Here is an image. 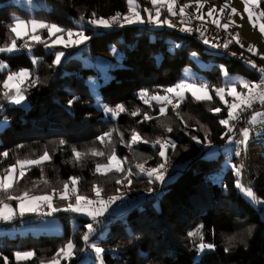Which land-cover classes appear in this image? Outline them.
Listing matches in <instances>:
<instances>
[{"label":"trees","instance_id":"16d2710c","mask_svg":"<svg viewBox=\"0 0 264 264\" xmlns=\"http://www.w3.org/2000/svg\"><path fill=\"white\" fill-rule=\"evenodd\" d=\"M11 1L0 0V47L15 38L21 50L15 54L0 52V63L8 65V70L0 71V90L8 73L22 69L31 70V80L38 78L39 82L24 90L29 108L6 106L0 115V121L7 122L0 132V174L16 159H37L45 151L51 157L40 166H30L15 184L12 194L21 195L25 191L30 196L60 193L65 182L71 185V177L79 178V193L90 197L95 195L94 185L103 189V197L116 195L127 185L133 196L145 193L146 202L130 211L125 223H118L112 217L108 225L90 234L89 242H98L105 250L104 264H264V203L256 207L247 200L236 187L233 168L225 166L227 161L235 164L238 158H235L234 148L231 159L224 152L232 145L229 136L223 135L227 128L219 123L227 118V107L215 94V89L222 87V74L206 71L212 95L208 101H197L192 94L186 93L179 108H173L166 102L161 105L154 100L146 104L139 95L142 90H147L149 97L169 95L164 89L180 83L183 71L195 67L191 60L193 55L223 64L230 74H239L252 81L260 77L248 73L243 63L225 59L220 51L218 56L206 53L200 33H183L170 27L163 23L166 14L162 23L153 28L145 23L101 31L88 23L93 12L97 18L104 19H110L117 12L126 15L127 0H41V8L37 10L22 8ZM179 1L195 3V0ZM138 2L143 9L152 8L149 0ZM206 2L229 5L231 0ZM261 11H264V1ZM14 17L54 23L73 32L83 31L89 39L76 50L54 46L53 42L62 34L50 37L46 29L36 34L44 43L31 40L32 36L18 39L9 29ZM144 17L147 21L145 11ZM80 22L84 24L82 27ZM63 35L67 37L66 33ZM113 45L123 54L122 66L108 70V80L101 86L100 94L107 107L125 106L127 111L116 118L95 106L87 83L91 77L100 78V71L85 66L76 56L89 46L90 50L83 52L84 58L95 62L99 58L98 64L102 65L108 62L102 56L109 54ZM230 48L248 53L237 45H230ZM58 52H67V56L57 65L54 61ZM161 106L166 107L163 116L159 111ZM216 108L221 112L216 113ZM136 109H140V113L132 116L130 113ZM145 113L152 119L145 120ZM164 125L172 131H166ZM133 130L148 143L130 144ZM108 132H112V143H101L98 137ZM193 137L203 142L197 143ZM157 139L170 140L176 145L175 150L168 148L166 167L171 166V174L164 172L163 183L154 181V177L149 178L136 167L144 164L146 168H153L164 162L159 156V145L154 146ZM61 140L66 143L61 145ZM73 148L87 155L76 161ZM91 149L102 151L105 156H93ZM113 149L124 162L125 171L107 175L97 173L96 165L107 163ZM3 152H8L9 156L3 157ZM256 165L259 175L254 192L264 202V154ZM128 169L132 170L130 177ZM178 169L181 172L169 181ZM117 179L124 183L117 184ZM128 180H131L130 185ZM0 199L10 202L4 194H0ZM37 216H26L24 220ZM54 216L64 224L63 235L30 237L23 243L14 239L2 243L0 238V264H4V257H8V264H40L41 260L48 263L69 241L75 244L74 253L78 256L72 264L85 258L89 242L86 244L82 238L91 220L79 218L80 225L73 231L71 215L55 213ZM201 225L204 241L214 244V250L199 252V240L188 235ZM230 238H233L231 243ZM18 251H33L35 256L17 261L14 253Z\"/></svg>","mask_w":264,"mask_h":264},{"label":"snow or ice","instance_id":"6c2138e0","mask_svg":"<svg viewBox=\"0 0 264 264\" xmlns=\"http://www.w3.org/2000/svg\"><path fill=\"white\" fill-rule=\"evenodd\" d=\"M195 2L198 5L197 10H199V7H202L203 4L201 3V0H195ZM242 2L245 5L244 11L245 13H247L249 22L253 24V27H256L257 26L256 21L264 18V11H261L257 15V13L253 11V6L259 8L261 0H242ZM150 3L153 5V7L156 8L155 19L153 18L151 11L145 9V11H148L147 22L157 25L162 23L159 19L161 15L160 9L162 7L166 6L167 11L172 16L180 15L184 17L187 15L185 9L190 6V4H185L181 6L179 12L177 13V11H175V5L177 4V0H150ZM127 7H128L127 15H122L121 13L117 12L110 19H104L102 17L97 18L96 13L93 12L92 13L93 18L90 19L88 23L97 27H104V28H110L115 23H120L121 26H123L124 23L129 25L136 23H141V24L145 23V20L141 17L140 5L138 3V0H127ZM228 7L229 5L225 4L223 7L220 8L219 10L220 13L223 14L225 9ZM215 11H216L215 7L210 9L209 12L207 13L208 16H212V14ZM231 13L237 14V9L232 8ZM254 17L255 20L253 19ZM196 18L201 20L203 19L202 16H197ZM241 18H243V16H241ZM81 19H83V17H81ZM212 22L217 26H220L219 20H213ZM163 23H167L170 27L172 26L170 21L165 20L163 21ZM232 23H234V21ZM29 26L33 31H35L36 29H46L50 37L56 36L57 33H61L62 35L57 36V39L53 43L63 44L65 47H68L69 45H78L84 43L89 39V37L86 36L83 31L73 32L72 30L63 29L57 24L46 23L36 19L24 20L19 17H14V24L10 25L9 29L12 33H15V36L17 38H22L19 29L27 28ZM228 27H229L228 24L223 25V28L225 30H227ZM182 31H191V29L185 27L182 29ZM259 31L261 32V34H264V22L259 23ZM65 33L68 37L67 41H65L64 39L63 34ZM201 34L203 35V33ZM73 37H75V39ZM31 39L36 42L44 43V41H42L41 37L38 35H33ZM233 40L237 44H240L239 34L233 36ZM205 43H208V41L205 40ZM230 43H232V40L223 44L222 47L228 48ZM218 46L220 45H213V47H218ZM240 46L244 47L242 44H240ZM25 47H27V44H25ZM15 50H17V41L15 38L10 41V44L0 47V52L11 53ZM247 50L249 52H252L254 55L258 54V49H256L254 45H250ZM233 54L235 55V53ZM63 55H64L63 52L56 54L54 63L58 65ZM261 59H264V56H262ZM252 66L254 68L256 67L254 63H252ZM6 68H7L6 64L0 63V71H4ZM259 71L260 73L264 74V67L259 68ZM225 75H227L226 71H225ZM29 80H31V76L27 70L8 73L6 79L2 82V87L5 90L3 93L5 99L13 104H22L26 100L23 86ZM38 82H39L38 78L35 80H31L29 86H33ZM237 86L241 87L242 89H245L246 91H237ZM164 91L165 93L172 95L171 96L152 95L149 97V93L147 92V90H142L139 95L140 98L144 100L146 104L150 105V102L154 100L157 103H160L161 105H164L166 102L168 105H172L173 108H179V102L185 98L184 97L185 92H190L197 101H201V100L208 101L212 99V96L209 93V86L206 83L196 85L194 83L181 81L180 83H177L173 87L164 89ZM225 92H226L225 87H220L215 89L216 96H218L220 101L224 102L225 105L227 106V118L221 119L219 121L221 125L227 128V132L223 134L224 136L234 131L233 127L230 125V121L239 120L241 118V113L247 109L253 108V105L256 103L264 105V75L261 76L259 82H251L241 78L239 80L230 83L227 86V95L233 98L232 102H228L227 100H225ZM173 99H177L178 102L174 104ZM69 103L71 104L73 103V101H69ZM104 107L106 112L111 113L115 117H118L120 113L127 111V109L123 104L117 105L116 108H110L107 106ZM159 111L162 116L165 115L166 107L161 106ZM214 111L216 113H219L221 112V109L216 108L214 109ZM139 113H140V109H136L135 111H132L130 114L132 116H136ZM177 115H179V113H177ZM144 119L150 120L152 119V117H150L147 113H145ZM258 120H264V112H256L255 114L252 115L251 117L252 124H256ZM164 127L166 128V131L168 132L172 131L171 127H168L166 125H164ZM242 135H243V140L241 141V143L244 144L246 147L248 138L250 136L249 130L245 129ZM111 137H112V132H108L98 137V139L100 140L101 143L107 142L108 144H111L112 143ZM193 139L196 140L197 143L203 142L196 137H193ZM205 139H207V137H205ZM139 142L148 143L147 140H143V138L140 136L138 132L133 130L130 144H136ZM65 143L66 142L63 140L60 141L61 145ZM155 145H159L160 147L159 156L163 159L164 162L160 163L158 166L153 168H146L144 164H137L136 167L140 170L141 173L146 174L149 178L154 177L156 181L163 183L165 180L164 172L166 170L168 148L170 146L173 150H175L176 145L171 141L168 140L161 141L160 139H157L155 141L154 146ZM72 152L74 159L76 161H80L82 157L87 155V153L80 152L76 148H73ZM90 153L93 156H100V157L105 156L104 152L98 151L97 149H91ZM235 154L239 156L240 152L237 151ZM2 155L3 157L7 158L9 156V153L3 152ZM50 159L51 157L49 156V153L47 151H45L37 159H16L12 165H10L8 168L5 169L4 173L0 174V194H4L8 201L11 200L18 201L19 209H20L19 214L21 216L24 215L26 211H36L37 206L41 202L46 203L49 207H52L51 195L30 196L27 191L23 192L21 195L12 194V189L15 187V184L18 182L19 179L25 176L26 170L30 166H40L44 161ZM121 163L122 161L117 157L115 150L113 149L111 154L108 155L107 157V163H103V164L98 163L96 165L95 171L101 175H107L113 171L124 172L125 169L121 167ZM232 168L234 169L237 177H240L242 175L243 165L240 166L232 165ZM17 169L19 170L18 172ZM127 175L129 177L132 175L131 169L127 170ZM125 179H127V177ZM43 182L45 184L48 183L47 180H44ZM70 182L73 185L71 194L75 196V203L74 204L69 203L67 208L64 210L65 211L71 210L73 212L85 213L86 215L90 216L94 221H96L98 217L103 216L106 212H108V209L111 207L112 204H115L118 200L124 198L122 195H112L105 199L101 195L103 189L99 186L94 185L93 191L95 193L96 199H90L84 195L77 194L78 189H76L75 185L79 183V178L71 177ZM116 183L123 184L124 180L117 179ZM128 184L129 185L131 184V180H128ZM236 187L252 201H255L257 203H264L256 197L251 187L244 186L239 180L236 183ZM60 199L62 200L69 199L68 182H65L63 185V191L61 192ZM0 206H2L0 207V220L10 221L13 218L15 210L11 207L10 204L5 203L3 199H0ZM52 210L58 211L60 209L53 208ZM86 228H87V233L83 236L82 239L87 244L89 242L90 234L93 233L94 231V227L93 224L89 223L86 225ZM202 230H203V225L199 226L195 231L189 232L188 235L192 237L194 240L195 239L199 240V243L197 245L199 252H204L205 250H214L215 249L214 244L206 243L204 241V235ZM231 239L233 238L229 239V243H231ZM75 247H76L75 244L69 241L64 247L59 249V251L55 254L54 257L51 258V260L48 261V264H59V260L61 258L63 259L71 258L72 255L74 254ZM90 247L93 249L97 257L100 258V264H103V253L105 250L102 247H99L96 243L90 244ZM14 255L16 260L20 261L34 257L35 253L33 251H27V252L18 251L15 252ZM4 264H8V257H4ZM40 264H45V261L41 260Z\"/></svg>","mask_w":264,"mask_h":264},{"label":"rangeland","instance_id":"374dc122","mask_svg":"<svg viewBox=\"0 0 264 264\" xmlns=\"http://www.w3.org/2000/svg\"><path fill=\"white\" fill-rule=\"evenodd\" d=\"M40 1L41 0H12L11 3L18 5V6H21L22 8L29 9V10H37L38 8H41ZM262 1H264V0H261V3H262ZM201 3L203 4V6L199 7V10H197L198 5L196 4V6L192 7V9H189V8L185 9L187 16L182 17V16L175 15V17H173V20H174L175 27H177L176 26L177 24L178 25L184 24L186 22V20H189L190 24L191 23L193 24V26L195 27L197 32L203 33V35L201 34V36H202L201 40L207 48L206 53L212 54L214 56L220 55L219 48L222 47L223 44L227 43L230 40H232V43H230V44L237 45V43L233 40V36H235L236 34H239L240 44H244L246 46L254 45L257 49H260L262 52H264V34H261V32L259 31V23L264 22V18L256 21L257 26L253 27V24L249 22L247 13H245V11H244L245 5L242 2V0H232L231 3H229V7L225 9L223 14H221L219 10L224 5H212L209 2H204V1ZM261 3H260L259 8L253 6V11L255 13H257V15L261 12ZM151 6H152V8L145 7L143 9V7L140 5L141 17L144 20H145V17H144L145 9H148L149 11H151L153 18L155 19L156 8L153 7L152 4H151ZM213 7L216 8V11L212 14V16H208L207 13ZM232 8L237 9V14L231 13ZM179 9L180 8L178 5V0H177V4L175 5V11H177V13H178ZM160 11H161V15H160L159 19L162 22L161 19H162L163 15L165 16L166 11H167L166 6L162 7L160 9ZM145 12L147 13V21H148V11H145ZM191 12H193V13H191ZM192 14H193V17L190 18V15H192ZM166 15H168L166 20L170 21V23H172V19H171L172 15L168 11H167ZM197 16H202L203 19L202 20L197 19L196 18ZM241 16H243V18H241ZM253 19L255 20V17ZM213 20H219L220 26H217L216 24H214L212 22ZM147 21L145 20V23H149ZM233 21H234V23H232ZM82 23L83 22L79 23V25L81 27L84 25ZM145 23H142V24H145ZM115 24H117L118 26L121 25L120 23H115ZM124 24H126V23H124ZM142 24L136 23V24H133V26H142ZM224 24L229 25L227 30H225L223 28ZM113 26H114V24H113ZM98 29L101 31H106L109 28L98 27ZM40 30L41 29H36L35 31H33L30 26L27 28H21V29H19V31L21 32L22 38H18V39H23L26 36L36 35L37 32ZM73 38L75 39V37H73ZM64 39H65V41H67L68 37H66V38L64 37ZM205 40H207L208 43H205ZM222 42H223V44H222ZM53 45L65 47L63 44H54L53 43ZM79 45L80 44L69 45L68 47H65V48L67 50H76V48ZM213 45H220V46L213 47ZM239 45H237V46H239ZM222 48H224V47H222ZM222 48L220 49V51L223 50ZM224 49L230 51L231 53H235V54L242 53L239 51H234L233 49L230 48V46L228 48H224ZM20 50L21 49L17 46V50H15L11 53H8V52H6V53L7 54H15V53L19 52ZM85 50H87V51L90 50L89 46H86L85 48H83V50L76 53V56L79 57L83 61L85 66L94 68L96 71H98V70L100 71V73H101L100 78L91 77V78L87 79V83H88V85L92 91V94L95 98V106L99 109L105 110V107H104L105 105L102 102V97L100 94V88L108 80V79H106L107 75L109 73L108 70L110 68H118V67L122 66L123 54L118 50V48L115 45H113L110 47V53L107 54L106 56H102L108 62H106V63L102 62V65H99L98 64V62H100L99 58H96L97 59L96 62L92 59L84 58L83 52ZM58 53H60V52H58ZM63 54L64 55L61 57V61L64 60V58L67 56V52H63ZM243 54H247L250 57L254 58V56L250 53H243ZM191 60L194 62L195 67H190V68L185 69L183 71L181 81H186L188 83L197 84L198 81H200L199 79H201L204 81V83L209 85L210 82H209V78L207 77L206 71L214 70L215 72H220L222 74V78H223L222 79V87L226 88L225 100H227L228 102H232L233 98L227 95V86L230 83L241 79L243 76H241L239 74H230L229 72H227V70L223 64L215 63L214 61H205L201 57H198L196 55H193L191 57ZM257 60L264 62V59H261V58H257ZM2 64H6V63L3 62ZM6 70H8V65L4 71H6ZM22 70H27L30 73V76L32 79L33 73L31 72V70H28V69H22ZM22 70H19V71H22ZM19 71H16V72H19ZM225 71L227 72V75H225ZM30 81L31 80H29L28 82L25 83V85L23 86L24 90L26 89V87L29 86ZM238 87L239 86H237V89H238ZM4 91L5 90L3 88L0 90V115L2 114V112L6 106L20 107V108H24V109H27L30 107V103H29V100L27 98L25 91H24V94L26 96V100L22 104H13V103L9 102L8 100H6L4 95H3ZM186 93H190V92H185V94ZM209 93H210V91H209ZM185 94H184V96H185ZM171 95L172 94H169V96H171ZM210 95H211V93H210ZM177 102H178L177 99H173V103H177ZM222 103L225 105L224 102H222ZM261 112H264V111H261ZM106 113L109 115H112L111 113H108V112H106ZM114 118H116V117L114 116ZM6 125H7L6 120L0 121V132L5 128ZM261 125H263V127H264V120H258L256 124L251 123V126L248 129L250 132V136L248 138L247 146H246V151L248 154L247 165H246V167H243L242 175L240 177H237L235 174L237 181L239 180L246 187H251L253 191H254V184L258 180L259 168L257 167L256 164H254V160L251 158V157H254L255 155L254 156L250 155L248 153V149L252 146H254V149H257V150H261V149L263 150L264 149V136L261 135L259 137L260 139L258 140L259 141L258 144L254 145V143H253L255 141V138H253V135L259 134L260 130H262V128H263V127H261V128L259 127ZM263 131H264V129H263ZM231 148H232L231 146H227L224 150L225 154L228 155L227 156L228 159H231V157H232V155L230 154L231 150H232ZM262 154H264V151L262 152ZM226 165H229L232 168V165H234V164L227 161V163H225V166ZM121 167L124 168V162L123 161L121 163ZM170 169L171 168L166 167L165 171L170 172L171 171ZM18 171L19 170L17 169V172ZM178 171L179 172L177 174L173 175L169 181H173L176 178V176L181 172V169H178ZM234 173H235V171H234ZM170 174H171V172H170ZM164 175H165V173H164ZM154 181H156V180L154 179ZM157 182L159 183V181H157ZM75 187H76V189H78L77 194L81 195L79 193L78 184L75 185ZM72 188H73V185L71 184L69 186V199L68 200L60 199L61 192L60 193H53V194H46V195L52 196V207H49L46 203L41 202L37 206L36 211H26L24 213V215H22V216L19 214L20 209H19L18 201L11 200L10 202H6V203L11 205V207L15 210V212H14L13 218L10 221H4L5 225L0 228V238H1L2 243H6L8 240H13V239L17 240L19 243H23L27 240V238H30V237H38V236H42V235H58V236L63 235L65 233L64 224L60 220V218H58L57 216H54L55 213H65V214L71 215L73 217L71 219V227H72L73 231L77 230V228L80 225L79 218L91 220V222H92L93 219L90 216L86 215L85 213L73 212L71 210H68V211L64 210L67 208L69 203H72V204L75 203V196L71 194ZM151 191H152V189L150 190V192ZM241 194L256 207H259L263 204V203H257L255 201H252L242 192H241ZM116 195H122L124 198L121 200H118L115 204H112L111 207L108 209V212H106L105 214L113 217L115 220L118 221V223H125L127 221V215L130 213V211L141 207L146 202V198H147V195L145 193L139 194L136 196L131 195V191L128 189V185L125 186L123 191L119 192ZM35 196H41V195H35ZM84 196H86V195H84ZM86 197H88L90 199H96L95 195H94V197H90V196H86ZM104 198L106 199L107 197H104ZM12 201H15V203H13ZM0 207H2V206H0ZM53 208H57L60 210L53 211L52 210ZM40 214H42V215H40ZM33 215H38V216L32 218ZM26 216H32V217L24 220V218ZM18 220L20 221L19 223L13 224L14 221H18ZM107 232H108V230L105 231V235ZM92 243H96L99 247H101L98 242H92ZM92 243L89 242V244L86 246V248H87L86 249V257L83 258L81 261H79L77 264H100V258L97 257V255L95 254L93 249L90 247V244H92ZM77 257L78 256L74 253L72 255V257L69 259L61 258L59 260V264H62L64 261L67 264H72V260L77 258ZM30 259H33V257ZM45 264H48V263H45ZM103 264H104V262H103Z\"/></svg>","mask_w":264,"mask_h":264},{"label":"built area","instance_id":"2783aa9c","mask_svg":"<svg viewBox=\"0 0 264 264\" xmlns=\"http://www.w3.org/2000/svg\"><path fill=\"white\" fill-rule=\"evenodd\" d=\"M146 26L148 28H153L156 26V24L146 23ZM220 52L225 59H233L235 61L237 60L238 62L243 63L246 71L250 73L251 75L256 76V77H261L262 75H264L260 73L259 71V68L264 67V62H261L243 53H237L234 55L233 53H231L230 51L226 49H223ZM252 63L256 65L255 68L252 66ZM199 80L200 81H198L196 85L205 84L203 80L201 79ZM261 111H264V105L256 103L253 105V108L243 111L241 113V118L239 120L230 121V125L233 127L234 131L228 133L227 135L229 136L231 145L236 150V152L237 151L240 152V155L237 156L240 165H244L248 158L247 153L245 151V145L241 143V141L243 140L242 133L245 129L250 128V122H251L252 115L255 114L256 112H261ZM168 167L171 168L170 165ZM111 221H112V217L107 214H104L103 216L98 217L96 221L93 220L92 224H93L94 230H96L98 228H104ZM3 225H4V220H0V227H2Z\"/></svg>","mask_w":264,"mask_h":264},{"label":"crops","instance_id":"0c3cea01","mask_svg":"<svg viewBox=\"0 0 264 264\" xmlns=\"http://www.w3.org/2000/svg\"><path fill=\"white\" fill-rule=\"evenodd\" d=\"M232 1V0H231ZM263 2V1H262ZM231 3V2H230ZM190 4V6L189 7H187V8H189V9H192V7H194V6H196V2H195V4L194 3H189ZM210 4H212V3H210ZM178 5H179V8L181 7V6H183V5H185L184 3H181L179 0H178ZM213 5V4H212ZM191 13H193V12H191ZM166 14H167V11H166ZM187 16V15H186ZM173 17H175V16H172L171 17V19H172V23H171V27H173L174 29H177V30H179V31H181V32H183V33H190V32H193V31H197L196 29H195V27L193 26V24L191 23L190 24V21L189 20H186V22L184 23V24H180V25H176L177 27H175V25H174V20H173ZM189 17V16H188ZM191 17H193V14L192 15H190V18ZM129 24H123V26H128ZM131 25H133V24H131ZM143 25V24H142ZM123 26H121V25H117V24H114V26H112L111 28H109L107 31H110V30H113V29H116V28H120V27H123ZM185 27H188V28H190L191 29V31H182V29L183 28H185ZM198 33H200V32H198ZM200 35H201V33H200ZM222 44H223V42H222ZM230 45H232V44H229V46ZM237 45H239V44H237ZM244 47H241L240 45H239V47H241L243 50H245L246 52H248V53H250V54H252L253 56H256V57H258V58H261L262 56H264V52H262L260 49H258V54H253L252 52H249L247 49H248V47L249 46H246V45H244V44H242ZM228 46V47H229ZM222 47H220L219 48V51H220V49H221ZM222 49H224V48H222ZM257 49V48H256ZM242 76V75H241ZM243 79H245V80H248V81H251V82H259V80H257V81H252V80H250V79H248V78H246V77H242ZM261 78V77H260ZM237 91H246L245 89H242L241 87H238V89H237ZM250 126H251V122H250ZM260 128L261 127H263V125H261V126H259ZM263 129H264V127L262 128V130H260V132H259V134H254L253 135V138H255V141L253 142L254 143V145L255 144H258L259 143V137L262 135V136H264V131H263ZM232 147V146H231ZM261 147V146H260ZM232 150H231V152L234 150L233 149V147L231 148ZM245 151H246V147H245ZM264 151V149L262 150H257V149H254V146H252V147H250L249 149H248V153L250 154V155H255L254 157H251L253 160H254V164H257V162H258V160H259V158H260V156L261 155H263L262 154V152ZM246 153H247V151H246ZM232 156H233V154H232ZM247 156H248V154H247ZM232 158V157H231ZM235 158H237V156H235ZM247 161H248V158H247ZM247 161H246V163L243 165V167H246V165H247ZM181 165V164H180ZM234 165H236V166H240V164H239V161L237 160V161H235V164ZM178 168V166L176 167V169ZM20 261H25V260H20Z\"/></svg>","mask_w":264,"mask_h":264}]
</instances>
